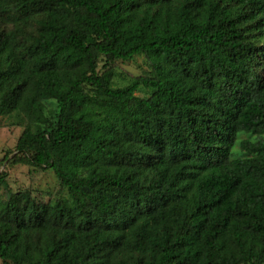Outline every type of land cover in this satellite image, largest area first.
<instances>
[{"label": "trees", "instance_id": "1", "mask_svg": "<svg viewBox=\"0 0 264 264\" xmlns=\"http://www.w3.org/2000/svg\"><path fill=\"white\" fill-rule=\"evenodd\" d=\"M0 115L3 263L264 264V0H0Z\"/></svg>", "mask_w": 264, "mask_h": 264}, {"label": "rangeland", "instance_id": "2", "mask_svg": "<svg viewBox=\"0 0 264 264\" xmlns=\"http://www.w3.org/2000/svg\"><path fill=\"white\" fill-rule=\"evenodd\" d=\"M149 70V63L143 55H136L129 61H117L115 82L117 85H124L133 77L145 75ZM149 93L150 91L143 87L135 92L139 96H146ZM44 102L47 107L54 105L53 100ZM15 121L10 116L0 115V174H4L12 191L27 190L38 200H54L60 192V185L51 169H36L12 162L17 139L23 130V126ZM2 195L3 188L0 186V196ZM60 196L64 197L63 194ZM0 264L5 263L0 260Z\"/></svg>", "mask_w": 264, "mask_h": 264}]
</instances>
